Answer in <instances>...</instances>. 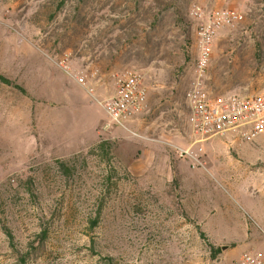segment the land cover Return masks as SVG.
I'll list each match as a JSON object with an SVG mask.
<instances>
[{
    "label": "rangeland",
    "instance_id": "374dc122",
    "mask_svg": "<svg viewBox=\"0 0 264 264\" xmlns=\"http://www.w3.org/2000/svg\"><path fill=\"white\" fill-rule=\"evenodd\" d=\"M195 5L243 15L214 40L205 87L264 93V0H0V264H237L264 254V133L191 145ZM67 65L87 85L58 66ZM127 70L148 100L105 129ZM134 133L138 136H135ZM100 143H105L99 149Z\"/></svg>",
    "mask_w": 264,
    "mask_h": 264
},
{
    "label": "built area",
    "instance_id": "2783aa9c",
    "mask_svg": "<svg viewBox=\"0 0 264 264\" xmlns=\"http://www.w3.org/2000/svg\"><path fill=\"white\" fill-rule=\"evenodd\" d=\"M193 19L198 24L197 53L194 59L193 79L186 92L187 125L191 145L173 146L180 158L196 166H203L204 144L229 135L244 143H253L264 133V93L249 95H214L205 87L214 40L220 30L234 27L243 15L233 9H218L195 5ZM67 57L57 64L80 85L86 86V77H79L68 65ZM148 100L144 76L139 70H127L117 79L110 98L98 100L108 115L105 129L112 125L126 128L143 110ZM135 136H138L134 133ZM237 264H264V254L256 247L242 254Z\"/></svg>",
    "mask_w": 264,
    "mask_h": 264
},
{
    "label": "trees",
    "instance_id": "16d2710c",
    "mask_svg": "<svg viewBox=\"0 0 264 264\" xmlns=\"http://www.w3.org/2000/svg\"><path fill=\"white\" fill-rule=\"evenodd\" d=\"M0 80L3 82V83H6V84H13L10 80L6 79L4 76L0 75ZM106 144L105 143H100L99 145V149H103L105 148Z\"/></svg>",
    "mask_w": 264,
    "mask_h": 264
},
{
    "label": "crops",
    "instance_id": "0c3cea01",
    "mask_svg": "<svg viewBox=\"0 0 264 264\" xmlns=\"http://www.w3.org/2000/svg\"><path fill=\"white\" fill-rule=\"evenodd\" d=\"M2 73H4V72H0V75H2V76H4ZM5 77V76H4ZM7 78V77H6Z\"/></svg>",
    "mask_w": 264,
    "mask_h": 264
}]
</instances>
